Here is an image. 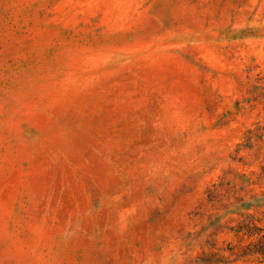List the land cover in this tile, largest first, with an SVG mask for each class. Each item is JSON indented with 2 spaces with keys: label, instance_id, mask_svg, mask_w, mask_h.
Listing matches in <instances>:
<instances>
[{
  "label": "rangeland",
  "instance_id": "1",
  "mask_svg": "<svg viewBox=\"0 0 264 264\" xmlns=\"http://www.w3.org/2000/svg\"><path fill=\"white\" fill-rule=\"evenodd\" d=\"M0 264H264V0H0Z\"/></svg>",
  "mask_w": 264,
  "mask_h": 264
}]
</instances>
